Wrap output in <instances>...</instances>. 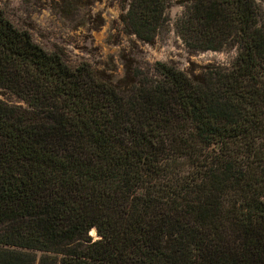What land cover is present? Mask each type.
<instances>
[{
	"label": "trees",
	"instance_id": "1",
	"mask_svg": "<svg viewBox=\"0 0 264 264\" xmlns=\"http://www.w3.org/2000/svg\"><path fill=\"white\" fill-rule=\"evenodd\" d=\"M172 1L184 47L236 48L228 69L130 43L113 80L0 10V95L25 105L0 100V264H264V0H127L122 33L151 45Z\"/></svg>",
	"mask_w": 264,
	"mask_h": 264
},
{
	"label": "rangeland",
	"instance_id": "2",
	"mask_svg": "<svg viewBox=\"0 0 264 264\" xmlns=\"http://www.w3.org/2000/svg\"><path fill=\"white\" fill-rule=\"evenodd\" d=\"M127 0H93L77 6L61 0H0V10L6 19L18 30L27 31L32 41L48 53L58 51L65 63L74 67L87 61L92 67H99L109 61L113 80L122 76L118 53L128 50L134 43L138 52L136 59L151 64L154 61L172 64L176 69L189 74L198 72L203 66H219L228 69L234 61L236 48L217 52L188 51L173 26L183 12L178 1L169 2L164 10V24L148 45L137 41L134 35L121 31L118 15L126 9ZM260 10L259 24L264 28V1L257 3ZM0 100L11 105H25L8 93H2ZM91 238L95 239L91 232ZM51 257L59 258L57 255Z\"/></svg>",
	"mask_w": 264,
	"mask_h": 264
},
{
	"label": "water",
	"instance_id": "3",
	"mask_svg": "<svg viewBox=\"0 0 264 264\" xmlns=\"http://www.w3.org/2000/svg\"><path fill=\"white\" fill-rule=\"evenodd\" d=\"M91 231V229L89 230V232ZM92 233L94 234V236H95V239L94 240H96V239H98V237L96 236V234H95V231H94V229H92ZM89 235L91 234V233H88ZM90 237H91V235H90Z\"/></svg>",
	"mask_w": 264,
	"mask_h": 264
},
{
	"label": "bare ground",
	"instance_id": "4",
	"mask_svg": "<svg viewBox=\"0 0 264 264\" xmlns=\"http://www.w3.org/2000/svg\"><path fill=\"white\" fill-rule=\"evenodd\" d=\"M92 232V231H91Z\"/></svg>",
	"mask_w": 264,
	"mask_h": 264
}]
</instances>
